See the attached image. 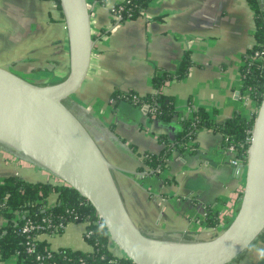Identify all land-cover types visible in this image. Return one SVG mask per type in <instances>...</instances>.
<instances>
[{"label":"crops","instance_id":"1","mask_svg":"<svg viewBox=\"0 0 264 264\" xmlns=\"http://www.w3.org/2000/svg\"><path fill=\"white\" fill-rule=\"evenodd\" d=\"M124 0L90 1L95 46L90 68L70 107L88 128L105 156L123 171L114 176L135 224L147 235L181 240L217 236L237 211L244 174L231 160L221 132L198 129L183 149L171 151L166 167L144 166L146 154L174 145L184 121L199 109L217 123L236 114L251 118L256 103L243 92L241 68L256 44L255 16L246 0H152L136 18L121 19L114 8ZM264 8V0H261ZM3 67L32 83L63 80L70 66L66 23L57 0H0V53ZM155 89L158 72L178 74ZM20 73V74H19ZM22 74V75H21ZM122 94L159 93L177 113L167 122L147 105ZM169 145V144H168ZM19 176L33 182L63 183L20 153L0 145V180ZM65 184V183H64ZM66 185V184H65ZM54 195L50 203L55 202ZM231 208L232 215L226 213ZM230 210V209H229ZM218 212V224L206 219ZM6 219L0 217V228ZM86 224L69 222L55 235L43 234L52 249L90 250ZM118 255L120 250L111 244ZM231 262L230 264H233ZM0 264H19L17 255Z\"/></svg>","mask_w":264,"mask_h":264},{"label":"water","instance_id":"2","mask_svg":"<svg viewBox=\"0 0 264 264\" xmlns=\"http://www.w3.org/2000/svg\"><path fill=\"white\" fill-rule=\"evenodd\" d=\"M66 23L70 66L53 84H35L0 66V145L20 153L76 189L95 208L111 241L135 264H230L264 232V94L247 148L236 214L215 237L181 240L145 234L132 219L113 164L66 103L81 88L95 39L89 0H58Z\"/></svg>","mask_w":264,"mask_h":264},{"label":"trees","instance_id":"3","mask_svg":"<svg viewBox=\"0 0 264 264\" xmlns=\"http://www.w3.org/2000/svg\"><path fill=\"white\" fill-rule=\"evenodd\" d=\"M90 1L103 3L105 0ZM151 1L124 0L114 10L118 11L121 19L136 18ZM246 1L255 16L256 44L250 49L246 63L241 68L242 90L248 93L258 108L264 94V8L261 0ZM257 52L260 55H256ZM189 63L186 57L178 74L158 72L153 77L155 89H161L165 82L176 76H183ZM113 97L127 98L136 104L147 105L150 114L165 122L177 113L173 101L160 92L138 96L135 92L122 94L115 91ZM66 103L70 105V99ZM255 115L256 113L247 119L236 114L223 123H217L208 111L199 109L193 118L184 121L183 130L173 139L174 145L166 137H161L166 148L159 155L146 154L143 164L151 169H165L166 159L171 151L183 149L202 127L221 132L224 146L228 148L232 145L237 157L244 159ZM52 195L56 197L54 203H50ZM208 215L207 225H217L218 212L212 211ZM0 217L6 219L5 226L0 228V260L17 255L19 264H135L130 258L112 250L110 234L104 223L99 221L95 208L76 189L64 183L33 182L16 175L0 180ZM28 221L34 227L29 232H24L23 226ZM69 222L86 224L84 239L90 250L70 247L52 249L50 242L41 237L43 234L61 233ZM261 260L264 261L260 258Z\"/></svg>","mask_w":264,"mask_h":264},{"label":"rangeland","instance_id":"4","mask_svg":"<svg viewBox=\"0 0 264 264\" xmlns=\"http://www.w3.org/2000/svg\"><path fill=\"white\" fill-rule=\"evenodd\" d=\"M3 59H5V56H3L2 52H1L0 53V66L1 67H3L2 65H4L2 62ZM23 77L31 78L29 76H23ZM235 214H236V212H235ZM263 246H264V232L258 237L256 242L247 251H245L239 257H237L235 259V262L233 264H264V261H262V260L260 261L259 254L257 251L258 249H261ZM115 247L118 248L116 245H115ZM120 252H121V254H123L121 250H120Z\"/></svg>","mask_w":264,"mask_h":264},{"label":"built area","instance_id":"5","mask_svg":"<svg viewBox=\"0 0 264 264\" xmlns=\"http://www.w3.org/2000/svg\"><path fill=\"white\" fill-rule=\"evenodd\" d=\"M114 11L118 14V11H116V10H114ZM118 15H119V14H118ZM256 55H260V53L257 52ZM226 138H228V137H226ZM249 141H250V137L247 139L248 144H249ZM228 149H229L231 152L234 153V157H233L232 160H231L232 164L235 165V166H237V167H244L245 164H246V157H245L244 159H243V158H239V157H237L236 152H235V150H234V147H233L232 145L229 146ZM229 209H230V210H229ZM229 209H227L226 213H227L228 215H232L233 212H231V208H229ZM232 216H233V215H232ZM99 221H101V220L99 219ZM33 227H34V225L31 224L30 221H28V222L23 226V231H24V232H29Z\"/></svg>","mask_w":264,"mask_h":264},{"label":"clouds","instance_id":"6","mask_svg":"<svg viewBox=\"0 0 264 264\" xmlns=\"http://www.w3.org/2000/svg\"><path fill=\"white\" fill-rule=\"evenodd\" d=\"M259 258L264 259V249H258Z\"/></svg>","mask_w":264,"mask_h":264}]
</instances>
